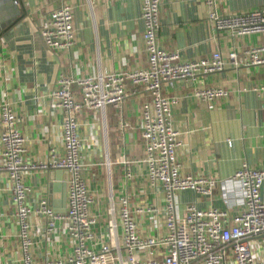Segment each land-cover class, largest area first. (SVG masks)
Wrapping results in <instances>:
<instances>
[{"label":"crops","instance_id":"0c3cea01","mask_svg":"<svg viewBox=\"0 0 264 264\" xmlns=\"http://www.w3.org/2000/svg\"><path fill=\"white\" fill-rule=\"evenodd\" d=\"M65 3L73 8L76 42L64 53L49 50L40 31L50 14ZM263 6L264 0H219V12L224 16ZM143 33L140 0H0V106L8 104L13 109L17 127L26 138L29 161L48 162L64 156L63 114L52 100L58 79L96 78L146 69L148 56ZM158 39L164 50L178 53L184 61L209 58L215 52L225 58L223 72L201 77L197 82L167 85L164 92L176 98L172 122L181 133L182 173L216 183L209 195L180 192L177 195L179 216L183 217L192 205L201 210H229L236 215L244 209V199L239 182L234 179L235 173L244 163L254 168L264 167V96L255 91L264 84V67L241 64L244 50L263 45L264 36L233 37L219 32L209 20L204 2L191 0L166 1L161 5ZM231 53L237 54L238 66L229 60ZM205 88H224L229 96L214 101L197 98L195 92ZM135 90L140 89L128 86L130 96ZM73 92L81 98L78 87L74 86ZM146 96L140 90L127 102V112L137 126L135 141L126 148L131 161L130 180L121 169L106 170L103 166L108 155L109 127L114 129L117 122L114 120L107 126L100 113L87 110L80 118L84 155L90 166L86 177L96 201L93 213L107 242L115 240L110 214L112 196L118 202L120 197L128 195L134 207L158 208V216L139 219V224L145 226V236L163 234L165 229L162 188L149 186L146 168L140 163L139 110ZM115 139L113 134L112 140ZM68 181L69 174L65 171L29 173L26 183L31 189L30 200L45 198L53 209L54 205L63 209ZM12 198L11 184L0 173V255L4 264H22ZM31 223L36 263L45 264L69 256L71 242L65 235L64 225L48 235L41 220L33 218ZM117 229L121 236L120 226Z\"/></svg>","mask_w":264,"mask_h":264},{"label":"built area","instance_id":"2783aa9c","mask_svg":"<svg viewBox=\"0 0 264 264\" xmlns=\"http://www.w3.org/2000/svg\"><path fill=\"white\" fill-rule=\"evenodd\" d=\"M144 23L143 45L148 56V67L130 72H114L96 78L73 79L60 77L52 93L54 107L63 114L64 156L48 162L27 159V142L17 127V117L8 104L0 106L1 163L0 173L11 184L12 203L18 221L22 264H38L33 258L31 220H41L48 235L59 226H65V235L71 242L69 256L45 264H264V167L254 168L244 163L235 173L244 199V209L234 215L229 210H201L189 206L179 216L177 195L193 191L209 195L216 183L203 177L184 175L179 159L181 133L173 125L172 109L176 98L167 96L164 87L179 82H197L201 77L221 73L226 61L220 52L209 58L184 61L178 53L164 50L159 43L160 8L168 2L191 0H140ZM209 20L217 31L233 37L264 36V6L251 11L222 15L219 0H202ZM45 46L55 52H68L75 45L73 8L67 3L52 12L40 31ZM229 60L238 66L237 54ZM241 64L245 67H264V44L243 52ZM142 90L147 96L139 110L142 154L140 163L147 172L149 186L160 185L165 205L162 209L164 232L145 236V226L139 219H150L159 214L154 206L131 204L128 195L114 201L110 214L115 235L107 242L93 210L95 196L89 189L87 172L90 166L84 155V140L80 135V118L83 112L100 113L109 127L106 170L119 168L127 180L132 178L126 148L135 141L136 121L127 112V102L133 95L128 86ZM80 90L78 99L73 92ZM255 91L264 96V84ZM142 96L141 94H139ZM202 100L225 99L229 91L224 88L197 90ZM113 134L116 139L112 140ZM126 135V138L123 136ZM264 138V127H263ZM38 170L65 171L69 174L66 194V211L57 213L47 199L30 200L31 189L26 183L29 173ZM155 216V215H154ZM158 216V215H157ZM120 226L121 236L117 227ZM0 264L4 260L0 255Z\"/></svg>","mask_w":264,"mask_h":264},{"label":"water","instance_id":"95a60500","mask_svg":"<svg viewBox=\"0 0 264 264\" xmlns=\"http://www.w3.org/2000/svg\"><path fill=\"white\" fill-rule=\"evenodd\" d=\"M59 172H61V171H59ZM53 175H54V172L51 173V176H52V177H53ZM55 175H56V174H55ZM65 193H66V189H65ZM64 195H65V199H64L63 209H61V208H59V207H55V205H54L55 211H56L57 213H64L65 210H66V194H64Z\"/></svg>","mask_w":264,"mask_h":264}]
</instances>
